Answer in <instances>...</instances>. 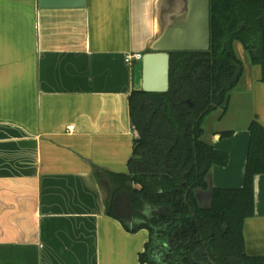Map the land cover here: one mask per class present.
I'll use <instances>...</instances> for the list:
<instances>
[{
  "label": "crops",
  "instance_id": "0c3cea01",
  "mask_svg": "<svg viewBox=\"0 0 264 264\" xmlns=\"http://www.w3.org/2000/svg\"><path fill=\"white\" fill-rule=\"evenodd\" d=\"M186 15L187 0H86L81 9L0 0V264H141V216L161 209L134 210L113 180L129 175L138 138L129 100L140 68L125 57L144 56ZM233 50L240 78L226 111L202 125V141L228 159L209 171L210 195L242 188L249 125L264 129L261 67L239 42ZM198 192L208 208L211 196ZM253 203L244 251L264 258V174L253 179Z\"/></svg>",
  "mask_w": 264,
  "mask_h": 264
},
{
  "label": "trees",
  "instance_id": "16d2710c",
  "mask_svg": "<svg viewBox=\"0 0 264 264\" xmlns=\"http://www.w3.org/2000/svg\"><path fill=\"white\" fill-rule=\"evenodd\" d=\"M234 42L261 67L264 83V0H210L209 52L171 54L168 92L133 91L130 96L138 138L129 175L113 180L118 190L133 194L134 210L145 205L161 209L141 216L145 222L140 228L149 231L141 264H264V258L246 256L242 236L244 221L253 216V179L264 174V129L259 124L248 128L242 188L212 190L208 208H201L194 195L196 189H208L213 166L227 164L224 153L202 141V125L213 111H226L240 78Z\"/></svg>",
  "mask_w": 264,
  "mask_h": 264
},
{
  "label": "water",
  "instance_id": "95a60500",
  "mask_svg": "<svg viewBox=\"0 0 264 264\" xmlns=\"http://www.w3.org/2000/svg\"><path fill=\"white\" fill-rule=\"evenodd\" d=\"M41 9H81L86 0H37ZM210 49V0H187L185 24L166 30L138 61L140 88L147 94L169 90V59L173 53H207ZM190 104V103H189Z\"/></svg>",
  "mask_w": 264,
  "mask_h": 264
},
{
  "label": "built area",
  "instance_id": "2783aa9c",
  "mask_svg": "<svg viewBox=\"0 0 264 264\" xmlns=\"http://www.w3.org/2000/svg\"><path fill=\"white\" fill-rule=\"evenodd\" d=\"M142 55L141 54H136V55H126L125 57V62L127 64H130L133 60L139 61L141 60ZM69 130L72 131L73 127H69Z\"/></svg>",
  "mask_w": 264,
  "mask_h": 264
},
{
  "label": "rangeland",
  "instance_id": "374dc122",
  "mask_svg": "<svg viewBox=\"0 0 264 264\" xmlns=\"http://www.w3.org/2000/svg\"><path fill=\"white\" fill-rule=\"evenodd\" d=\"M160 38H161V37H160ZM160 38H159V39H160ZM159 39H157V40L153 43L152 46H154L155 43H156ZM196 191L201 192V194L198 192V193H199V198L203 197L204 195H206V196L208 195L207 197L211 196L209 193L205 192L204 190H201V191H200V189H196ZM203 193H205V194L203 195ZM194 195H195V194H194ZM195 197H196V196H195Z\"/></svg>",
  "mask_w": 264,
  "mask_h": 264
}]
</instances>
